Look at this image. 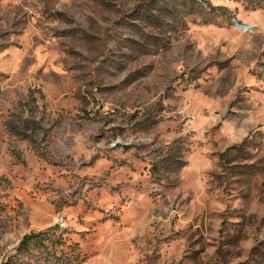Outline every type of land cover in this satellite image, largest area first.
<instances>
[{
    "label": "rangeland",
    "instance_id": "374dc122",
    "mask_svg": "<svg viewBox=\"0 0 264 264\" xmlns=\"http://www.w3.org/2000/svg\"><path fill=\"white\" fill-rule=\"evenodd\" d=\"M74 259L264 264V0H0V264Z\"/></svg>",
    "mask_w": 264,
    "mask_h": 264
},
{
    "label": "trees",
    "instance_id": "16d2710c",
    "mask_svg": "<svg viewBox=\"0 0 264 264\" xmlns=\"http://www.w3.org/2000/svg\"><path fill=\"white\" fill-rule=\"evenodd\" d=\"M47 234H45V232H39V233H32V235H26L22 240H21V243L20 245L21 246H26V245H31V244H34L36 242H40L41 238H44L46 239L47 236H45ZM254 251V250H253ZM261 253V250H259L257 253L255 252V258L258 257V254ZM254 254V252H253ZM261 257V256H260ZM259 258V257H258ZM263 259V258H262ZM254 260V259H253ZM76 259H74L73 261V264H76Z\"/></svg>",
    "mask_w": 264,
    "mask_h": 264
},
{
    "label": "water",
    "instance_id": "95a60500",
    "mask_svg": "<svg viewBox=\"0 0 264 264\" xmlns=\"http://www.w3.org/2000/svg\"><path fill=\"white\" fill-rule=\"evenodd\" d=\"M238 27L245 29V25H242V24H238Z\"/></svg>",
    "mask_w": 264,
    "mask_h": 264
}]
</instances>
